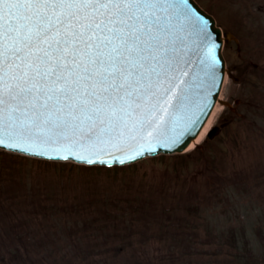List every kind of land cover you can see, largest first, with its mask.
<instances>
[{
	"label": "rangeland",
	"instance_id": "374dc122",
	"mask_svg": "<svg viewBox=\"0 0 264 264\" xmlns=\"http://www.w3.org/2000/svg\"><path fill=\"white\" fill-rule=\"evenodd\" d=\"M226 55L240 65L234 45ZM225 81L224 99L239 88ZM251 111L188 158L123 169L0 150V264H264V124Z\"/></svg>",
	"mask_w": 264,
	"mask_h": 264
},
{
	"label": "snow or ice",
	"instance_id": "6c2138e0",
	"mask_svg": "<svg viewBox=\"0 0 264 264\" xmlns=\"http://www.w3.org/2000/svg\"><path fill=\"white\" fill-rule=\"evenodd\" d=\"M193 20L222 85L219 45L189 0H0V148L109 165L103 156L141 140L176 146L165 128L183 104L190 61L177 42ZM145 150L156 149L112 162Z\"/></svg>",
	"mask_w": 264,
	"mask_h": 264
},
{
	"label": "water",
	"instance_id": "95a60500",
	"mask_svg": "<svg viewBox=\"0 0 264 264\" xmlns=\"http://www.w3.org/2000/svg\"><path fill=\"white\" fill-rule=\"evenodd\" d=\"M189 4L200 17L208 21L209 30L214 34L215 42L219 45L215 51V55L218 60L215 71L217 80H222L224 75V60L222 59L220 49L222 43V39L220 38V29L215 27L213 18H211L205 11H202L201 8L196 5L194 0H189ZM196 31L195 21L193 20V27L188 29V32L190 33L188 39L185 40L183 44H180L179 41L177 42L178 47L183 50L185 59L189 60L190 63L185 69L188 72V76L184 78L185 84L183 104L180 107H173L169 109V123L165 128L166 135L169 140L173 137H180L181 142L176 146L169 148L167 146L161 147L157 142L158 139L163 140L164 137H158L148 142L141 140L139 144H143L145 149L147 148L148 143H150L156 150L154 153H149L145 150L144 155L138 159H142L147 156H155L160 153H178L179 151L184 150L189 142L199 133V130L203 127L204 122L209 117V113L215 104L214 102L218 97L221 85L216 87L212 86L211 78L206 71V64L208 61L206 60L205 51L203 48L197 47L199 42L196 38ZM205 113L208 114L205 115ZM139 144L131 145L123 151L111 152L102 158L109 160V165L119 164L112 162L113 158L118 156L121 159H125L127 155H134L135 151L139 150ZM49 154L51 155V153ZM69 160L72 161L73 159ZM136 160L129 161L127 163L136 162Z\"/></svg>",
	"mask_w": 264,
	"mask_h": 264
},
{
	"label": "flooded vegetation",
	"instance_id": "af4514ba",
	"mask_svg": "<svg viewBox=\"0 0 264 264\" xmlns=\"http://www.w3.org/2000/svg\"><path fill=\"white\" fill-rule=\"evenodd\" d=\"M211 5L215 6L212 0ZM221 12L224 14L223 23L239 26L238 53L242 62V80L247 83L244 88V99L233 98L235 102L233 112L238 114L237 108L241 104H247L249 100H256L254 94L258 91L259 102H262L264 111V0H217ZM252 34V36H251ZM256 58V61H254ZM233 69V67H232ZM234 71L237 72L236 67ZM254 81L253 84H251ZM254 85V86H252ZM255 87V88H254Z\"/></svg>",
	"mask_w": 264,
	"mask_h": 264
},
{
	"label": "bare ground",
	"instance_id": "6f19581e",
	"mask_svg": "<svg viewBox=\"0 0 264 264\" xmlns=\"http://www.w3.org/2000/svg\"><path fill=\"white\" fill-rule=\"evenodd\" d=\"M218 109V106L216 105L215 106V108L213 109V111H212V113H211V115H210V117H209V119H208V121L206 122V125L204 126V128L199 132V136L195 139V140H193L191 143H190V145H189V147H192V145L194 144V143H196V142H199V140H201V139H203L204 138V134L206 133V131L208 130V128H209V126H210V121H211V119H212V117L215 115V111Z\"/></svg>",
	"mask_w": 264,
	"mask_h": 264
},
{
	"label": "trees",
	"instance_id": "16d2710c",
	"mask_svg": "<svg viewBox=\"0 0 264 264\" xmlns=\"http://www.w3.org/2000/svg\"><path fill=\"white\" fill-rule=\"evenodd\" d=\"M231 238L232 239H230L232 242H236V241H238V237H237V235L235 236V234H232V236H231ZM82 254H83V250H81V249H78L77 250V254H76V259L78 258L79 260H82Z\"/></svg>",
	"mask_w": 264,
	"mask_h": 264
}]
</instances>
